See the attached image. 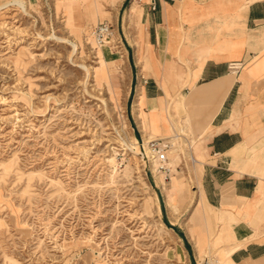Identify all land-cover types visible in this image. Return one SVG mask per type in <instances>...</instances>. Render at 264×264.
Segmentation results:
<instances>
[{"label":"rangeland","instance_id":"1","mask_svg":"<svg viewBox=\"0 0 264 264\" xmlns=\"http://www.w3.org/2000/svg\"><path fill=\"white\" fill-rule=\"evenodd\" d=\"M20 1L0 0V264H200L209 256L229 264V237L215 227L220 208L204 200L201 164L188 158L201 142L184 128L191 118L174 104L177 93L164 95L177 138L158 139L171 170L154 155L168 207L132 152L141 132L131 113L137 69L111 18L113 34L100 45L94 25L70 27L79 13L64 17L59 1ZM111 58L116 67H101Z\"/></svg>","mask_w":264,"mask_h":264},{"label":"crops","instance_id":"2","mask_svg":"<svg viewBox=\"0 0 264 264\" xmlns=\"http://www.w3.org/2000/svg\"><path fill=\"white\" fill-rule=\"evenodd\" d=\"M57 1L79 13L73 29L111 18L140 71L137 105L153 109L149 120L163 135L175 130L167 93L183 94L179 108L191 118L184 128L201 142L192 154L201 164L198 189L220 208L215 227L225 229L227 249L236 245L229 264H264V0H154L155 9L150 0ZM232 62L241 66L233 71Z\"/></svg>","mask_w":264,"mask_h":264},{"label":"bare ground","instance_id":"3","mask_svg":"<svg viewBox=\"0 0 264 264\" xmlns=\"http://www.w3.org/2000/svg\"><path fill=\"white\" fill-rule=\"evenodd\" d=\"M14 1L17 2V4H19L20 6L22 5V1H20V0H14ZM67 41H69L71 44L72 52L76 53L77 49L79 47L78 44L72 40H67ZM94 42L96 44H99L95 40H94ZM83 67L87 68L85 65H83ZM136 78H137V82L135 84V89H134L133 96H132L131 113L138 119L137 122L141 123V132H140V138L135 139V141L133 143V147L135 148V150H133L132 152L141 158L145 167L148 166V168H149L150 172L152 173V176L154 177V179L157 182H159V187H160L161 191L163 192V194L165 195V198H166L165 199L166 205L169 207L170 201H169V198H168L167 192H166L167 191L166 182L163 180V178H161V176L159 174L158 167H157V165L155 163V159H154L155 154H154L153 149H151L152 147L150 146V142L152 140H158V139H161L162 142L166 141L167 139L169 141L176 140L177 134L171 132L168 135H163L160 132V127L158 128V125L155 127L151 124V122L149 120V111L150 110L152 111L153 109L148 110V112H142V109L137 105V100H138V97L140 95V86H141V83L139 80V78H140V71L139 70L137 71ZM159 99H160V101H162V96H159ZM182 99H183V94L177 92V96H176V98H174V104L179 106V103H180V101H182ZM166 102L168 103L169 99ZM166 109H168L167 105H166ZM170 125H171V128L175 127L174 123H172V122H170ZM157 128L159 129V131H155V129H157ZM124 144L126 145V143H124ZM163 146H166V145H163ZM165 151H167V150H165ZM188 158L192 164L195 162V159L193 158L191 152H188ZM162 166L164 167V169L166 171L171 170L170 165L167 162V159L162 163ZM184 229H185V231H184L185 235L191 241V244H192L194 251L196 252V254H199V246H198L196 240L193 238L189 226L185 227ZM235 247H236V245L231 246L229 250L226 248L225 249V256L229 257L230 252ZM204 261H205V259H204Z\"/></svg>","mask_w":264,"mask_h":264},{"label":"built area","instance_id":"4","mask_svg":"<svg viewBox=\"0 0 264 264\" xmlns=\"http://www.w3.org/2000/svg\"><path fill=\"white\" fill-rule=\"evenodd\" d=\"M150 7L151 9H155V1L150 0ZM112 28L108 23H99L98 25L94 26L91 35L94 38V40L99 43L100 45H103L105 43L109 42V39L111 35L113 34ZM241 66L240 62H232L229 67L233 71L237 70ZM150 146L152 147L154 154H155V159L160 165V168H162V163L167 159L165 147L161 145V143L158 140H152L150 142ZM202 262V261H201ZM195 264H199L198 260L195 261ZM200 264H221L217 258L209 256V259L206 258L203 263Z\"/></svg>","mask_w":264,"mask_h":264}]
</instances>
